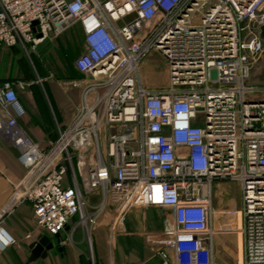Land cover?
I'll use <instances>...</instances> for the list:
<instances>
[{
	"label": "built area",
	"instance_id": "1",
	"mask_svg": "<svg viewBox=\"0 0 264 264\" xmlns=\"http://www.w3.org/2000/svg\"><path fill=\"white\" fill-rule=\"evenodd\" d=\"M76 26L80 76L62 82L78 98L72 119L54 116V137L28 134L16 89L25 83L0 80V135L24 169L9 207L30 203L50 235L76 217L64 244L79 226L90 239L107 211L120 229L131 208L169 207L149 238L162 264H224L217 240L235 233L242 264H264V86L249 83L264 55V0H0L2 46L34 53ZM154 51L168 65L165 87L142 76ZM231 183L240 207L216 206ZM4 214L0 255L16 244Z\"/></svg>",
	"mask_w": 264,
	"mask_h": 264
},
{
	"label": "crops",
	"instance_id": "2",
	"mask_svg": "<svg viewBox=\"0 0 264 264\" xmlns=\"http://www.w3.org/2000/svg\"><path fill=\"white\" fill-rule=\"evenodd\" d=\"M75 28L80 31L78 26ZM37 51L34 53L37 54ZM25 55L21 47L0 45V80L13 81L15 88L19 82L27 86L29 64ZM48 73L50 75H46V87L56 117L61 121H68L74 116V101L78 98V91H74L72 99L62 79L53 78V73ZM78 75L80 76L77 71L75 78H78ZM16 89L26 111L21 124L29 132L28 134L37 141L54 137L52 124L54 123L55 126V119L49 118L41 100L36 101V98H39L37 93L25 92L23 91L25 88ZM18 154L19 150L6 137L0 135V214L5 212L2 223L16 240L15 245L8 247L0 255V264H162L160 257L156 254L159 247H152L149 238L152 235L161 236L167 226L168 218L172 216L171 208L157 206L131 208L125 214L120 229L111 228L112 213L107 211L91 231L90 239L79 226L73 234L72 241L64 244L62 242L69 237L72 227L76 224V217L70 220L56 237L36 226L33 207L30 203L25 202L9 207V201L24 177V169L18 163ZM219 191L222 197L220 199V195L217 198L216 206L240 207L241 192L237 183L220 186ZM237 193H240V197ZM92 199L97 203L98 195L92 196ZM28 233H31L30 238L26 237ZM40 234L50 236L54 248L45 257L40 256L31 260V250L28 246ZM225 239L228 241V246L221 244V241ZM242 246V237L239 233L222 235L217 240L216 257L224 264H235V261H238L235 256L240 254V260H242Z\"/></svg>",
	"mask_w": 264,
	"mask_h": 264
},
{
	"label": "rangeland",
	"instance_id": "3",
	"mask_svg": "<svg viewBox=\"0 0 264 264\" xmlns=\"http://www.w3.org/2000/svg\"><path fill=\"white\" fill-rule=\"evenodd\" d=\"M81 41L82 33L78 30V28H74L67 34L58 37L57 39H53L46 45L41 46L37 51V54H26L25 57L27 58L29 64V74L27 75L29 84L25 86L23 91L38 93L40 91V87L42 89L46 88L47 90L45 78L46 75H50L48 72L53 73V78H61L62 80L69 79L68 77L66 78L65 75H68L69 65H73L74 60L82 52V49L79 47L82 43ZM65 44L67 47L72 45L73 54L71 55V60L69 62H67L65 57L62 56L64 53L63 47ZM60 56L62 58H60ZM167 66V62L160 52H152L147 57L144 66L142 67V76L144 78L145 84L150 87H165L168 84ZM251 71L249 83L255 86H264V55L254 63ZM40 78L43 80L39 81ZM66 91L73 99L74 91L69 89ZM44 93L48 104L52 108L50 95H48L46 91H44ZM39 100V98H36L37 102H40ZM52 125V129H54L55 132L54 123ZM239 195L240 193H237L238 197H240ZM150 212L155 213L156 211L150 210ZM235 257L238 260L235 261V264H242V260H240V254Z\"/></svg>",
	"mask_w": 264,
	"mask_h": 264
},
{
	"label": "water",
	"instance_id": "4",
	"mask_svg": "<svg viewBox=\"0 0 264 264\" xmlns=\"http://www.w3.org/2000/svg\"><path fill=\"white\" fill-rule=\"evenodd\" d=\"M37 24V22H34ZM264 37V26L261 27V34ZM59 234H56L58 237ZM29 249L31 250V260L36 259L37 257H45L48 252L54 248V243L51 240V237L48 235L40 234L36 237L34 241L29 244Z\"/></svg>",
	"mask_w": 264,
	"mask_h": 264
},
{
	"label": "trees",
	"instance_id": "5",
	"mask_svg": "<svg viewBox=\"0 0 264 264\" xmlns=\"http://www.w3.org/2000/svg\"><path fill=\"white\" fill-rule=\"evenodd\" d=\"M64 47H63L64 53H63L62 56L65 57V60L67 62H69L71 60V55L73 54L72 53V45H70L69 47H67L66 44H65ZM60 58H62V57L60 56ZM68 69H69L68 70V75H65L66 78L68 77L70 79H73V78L77 77V71H76V69L74 68L73 65L70 64L69 67H68ZM78 77H79V75H78ZM44 91H46L48 93V91L46 90V88L42 89L40 87V91L37 93V95H38L39 99L41 100V102L43 104V107H44L47 115L49 116L50 119L53 120L54 119V116L56 117L55 110L53 109V106L51 108V106L48 104V102H47V100L45 98Z\"/></svg>",
	"mask_w": 264,
	"mask_h": 264
}]
</instances>
